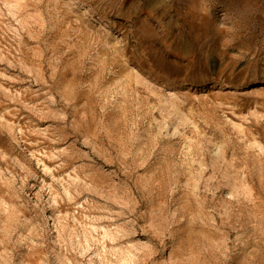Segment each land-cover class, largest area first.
<instances>
[{
    "label": "rangeland",
    "instance_id": "obj_1",
    "mask_svg": "<svg viewBox=\"0 0 264 264\" xmlns=\"http://www.w3.org/2000/svg\"><path fill=\"white\" fill-rule=\"evenodd\" d=\"M0 0V264H264V0Z\"/></svg>",
    "mask_w": 264,
    "mask_h": 264
},
{
    "label": "clouds",
    "instance_id": "obj_2",
    "mask_svg": "<svg viewBox=\"0 0 264 264\" xmlns=\"http://www.w3.org/2000/svg\"><path fill=\"white\" fill-rule=\"evenodd\" d=\"M246 0H231L230 8L233 10L234 26L238 30H242L247 21V14L245 11ZM201 0H192V7L194 11H202Z\"/></svg>",
    "mask_w": 264,
    "mask_h": 264
}]
</instances>
